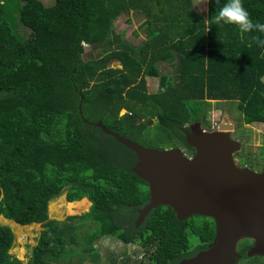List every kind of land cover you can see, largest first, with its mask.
I'll list each match as a JSON object with an SVG mask.
<instances>
[{
  "label": "trees",
  "instance_id": "trees-1",
  "mask_svg": "<svg viewBox=\"0 0 264 264\" xmlns=\"http://www.w3.org/2000/svg\"><path fill=\"white\" fill-rule=\"evenodd\" d=\"M227 2L209 0L207 19L194 9L150 19L149 38L136 44L115 22L144 0H0V214L44 226L24 263L10 252L14 231L0 224V264L99 262L93 244L103 236L145 248L148 260L135 264H178L190 255L192 236L201 245L193 253L208 247L212 217L180 220L160 205L136 226L149 184L133 170L135 152L93 122L147 146L145 118L156 117L160 149L184 145L193 152L186 130L198 120L210 125L207 100H236L245 123H264V45L257 43L264 32L218 22ZM242 4L254 23H264V0ZM18 20L30 38L16 31ZM161 61L174 72L162 71ZM148 76L159 78L156 91H149ZM63 193L68 201L87 197L90 209L50 218L49 203ZM88 224L82 249L69 252L66 236L77 245L74 231Z\"/></svg>",
  "mask_w": 264,
  "mask_h": 264
},
{
  "label": "water",
  "instance_id": "water-1",
  "mask_svg": "<svg viewBox=\"0 0 264 264\" xmlns=\"http://www.w3.org/2000/svg\"><path fill=\"white\" fill-rule=\"evenodd\" d=\"M201 122L191 123L186 130V140L195 148L193 156L180 147L145 146L110 130L102 120L93 123L135 152L133 170L149 184L150 199L139 211L136 226L160 205H170L180 220L194 215L212 217L216 224L212 243L178 264H235L232 256L243 237L255 240L253 253H264V170L237 165L234 155L244 139L232 138L235 124L227 115L216 129L208 130ZM145 123L150 125L152 119Z\"/></svg>",
  "mask_w": 264,
  "mask_h": 264
},
{
  "label": "rangeland",
  "instance_id": "rangeland-1",
  "mask_svg": "<svg viewBox=\"0 0 264 264\" xmlns=\"http://www.w3.org/2000/svg\"><path fill=\"white\" fill-rule=\"evenodd\" d=\"M42 1L46 5H51L54 3L55 0H42ZM202 9H204V7H202ZM142 21H144V15L142 14V12L132 11L129 14L121 15L118 18V20L115 22V28L118 33H125V36L131 42L142 43L144 39L138 38L137 37L138 34L134 32V29H136L137 25H140ZM16 31L19 33L21 37L25 39L30 38L32 35V30L29 27L22 24L19 20L16 21ZM86 49L87 51L90 50V46L86 45ZM112 66L121 67V65L118 62H113ZM159 66L162 71H167L169 73L174 72L173 67L168 68L165 62L163 61L159 62ZM147 86L149 88V91H156L159 87V78L148 76ZM204 107L208 112V120L210 122V125L201 122L204 128H207L206 126L208 127L209 126L213 127V125L216 126V124L222 122L223 116L227 115L229 120L235 124V128H234L235 130L234 131L232 130L233 131L231 135L232 138L244 139L242 143V149L236 153L237 155L234 156L236 162L238 163L237 165L240 167H244L248 165V167H250L254 171H263L264 170L263 168L264 167V123H253V124L245 123L243 119V114L239 110L236 100L210 99L204 102ZM126 111H127L126 109H122L121 113L123 114ZM151 119H152V123L149 125L150 133L149 136L147 137L148 140L145 142V144L148 147L159 148L161 145H163L164 141H160L157 136H154L153 132L156 130V128L154 127L156 117ZM176 146L180 147L187 156H193L194 152L189 151V147H186L184 145H176ZM169 147L171 146H167L166 148ZM70 202L72 201H68L66 199V193H63L62 195L52 199L51 202L49 203V217L53 216L54 218L61 219L62 221H64L70 215L81 214L83 212H87L89 209L88 206L81 209H76L75 213H70V210L68 209ZM73 202H79V201L75 200ZM72 210H75V208ZM89 226L90 225L88 224V226L86 225L81 228L79 227L78 230L74 231L75 232L74 237L76 238V241L78 243L77 245L79 246H77L76 243L75 244L70 243L69 238L71 236H66L68 237L66 241H64L66 247L75 246L77 247L75 248L76 251L82 249L85 241L84 233H86V231L89 230L90 228ZM103 239L105 241L107 239L109 241H115V243L117 244L116 245L109 242L106 245H102L101 243L99 244L100 250L103 251L104 254H106V256L110 255L108 254L109 252L111 254L113 252L120 260L124 256L128 255L127 257L124 258L130 257V260L124 264H135L138 263L143 258L144 260H148L147 254L145 253L146 251L145 248H143L139 244L125 243L121 240H118L115 236H106ZM191 241L194 245L198 243L197 238L193 236L191 237ZM107 264H109L108 261Z\"/></svg>",
  "mask_w": 264,
  "mask_h": 264
},
{
  "label": "crops",
  "instance_id": "crops-1",
  "mask_svg": "<svg viewBox=\"0 0 264 264\" xmlns=\"http://www.w3.org/2000/svg\"><path fill=\"white\" fill-rule=\"evenodd\" d=\"M202 7H204V9H202ZM205 8H206V11H205ZM193 9L197 13L204 15V17L207 19L209 15V0H144L143 4L139 3L136 9L131 10V12L132 11L142 12V14L144 15V21H145V22L142 21L140 25H137L136 29H134V32L138 34L137 35L138 38H142L144 39V41H146L149 38L150 32H151V27L148 26L149 24L147 22L148 20L150 19L154 20L155 17L156 18H159L162 16L165 17L164 15L177 17L179 12L190 14ZM149 12L152 14V16H150ZM142 43H136V44H142ZM85 198L88 200L90 204L88 205L90 209L92 202L87 197ZM85 198H82L81 200ZM76 201H80V200H76ZM50 218L57 219V218H54L53 216H51ZM57 220L62 221L61 219H57ZM0 223L10 225V227H12V230L15 233L16 237H15L14 246L12 247L10 252L13 255L17 256L19 259H21L24 263H27L33 254L34 247L38 243L41 232L44 229L43 224L41 222H34L32 224L22 225V224L17 223L15 220L6 218L5 216L1 214H0ZM105 237L106 236L99 238L93 244L94 247H96L101 252L102 259L99 262H94L90 259H87V260H84L81 264H107V261L110 259V257L112 256L117 257L113 252L112 254L109 252L108 254L110 255L106 256V254H104V252L100 250L99 248L100 243L102 245H106L108 244V242L116 244L115 241H109L108 239L105 241L103 239ZM75 248L77 247L75 246L67 247V249H69L68 250L69 252L74 251ZM127 256H124V257H127ZM79 260L80 259L77 258L73 262V264H79L80 262Z\"/></svg>",
  "mask_w": 264,
  "mask_h": 264
},
{
  "label": "clouds",
  "instance_id": "clouds-1",
  "mask_svg": "<svg viewBox=\"0 0 264 264\" xmlns=\"http://www.w3.org/2000/svg\"><path fill=\"white\" fill-rule=\"evenodd\" d=\"M218 22L238 24L242 32L252 31L253 29L264 32V23L253 22L248 10L243 6L242 0H228L216 14ZM258 44L264 45V40H258Z\"/></svg>",
  "mask_w": 264,
  "mask_h": 264
},
{
  "label": "flooded vegetation",
  "instance_id": "flooded-vegetation-1",
  "mask_svg": "<svg viewBox=\"0 0 264 264\" xmlns=\"http://www.w3.org/2000/svg\"><path fill=\"white\" fill-rule=\"evenodd\" d=\"M219 124H216V126L213 125V127L212 126H209V127L206 126L207 127L206 129H208V130L216 129ZM194 154H195V152H194ZM235 155H237V154H235ZM215 234H216V229H215ZM254 242H255V240L253 238H250V237H243L238 241V243L236 245L235 253L232 256L235 259V264H264V253H258V252L253 253L252 248H253ZM209 244H208V247H209ZM199 246H201L200 243H197L195 245L193 244L192 251H190V255L187 258L194 256L195 254H197L198 252H200L202 250H205V249H198L195 253H193L194 250L197 249ZM251 253H253V254H251Z\"/></svg>",
  "mask_w": 264,
  "mask_h": 264
},
{
  "label": "bare ground",
  "instance_id": "bare-ground-1",
  "mask_svg": "<svg viewBox=\"0 0 264 264\" xmlns=\"http://www.w3.org/2000/svg\"><path fill=\"white\" fill-rule=\"evenodd\" d=\"M88 205H89V202L87 199H83L79 202H73L72 201V202H70L68 209L70 210V213H75L76 209H81V208L87 207ZM74 208H75V210H72Z\"/></svg>",
  "mask_w": 264,
  "mask_h": 264
}]
</instances>
